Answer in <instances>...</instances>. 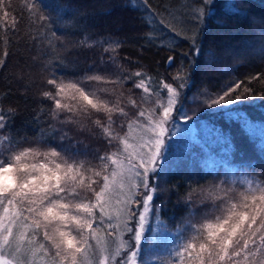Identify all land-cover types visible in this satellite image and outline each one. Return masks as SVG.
<instances>
[{
	"label": "snow or ice",
	"instance_id": "1",
	"mask_svg": "<svg viewBox=\"0 0 264 264\" xmlns=\"http://www.w3.org/2000/svg\"><path fill=\"white\" fill-rule=\"evenodd\" d=\"M136 3L137 0H132V6ZM26 7L29 14L41 9L36 18L51 22V17L43 14L40 0H31ZM141 9L158 29L148 34L150 42L163 47L161 37L166 31L169 48L174 50L179 39L187 41L191 49L190 54L185 53L189 57L187 69L175 77L179 80L178 86L161 78L160 85L167 91L166 102L151 112L146 125L141 124L145 117L143 110L134 114L135 120L128 121L126 105L114 104L85 87V80L109 82L114 73L91 74L68 81H58L53 76L47 83L56 92H44L46 98L55 100L53 115L62 124L74 123L77 113L86 114L84 108L74 112L56 99L66 89L72 90L74 101L82 100L96 112L107 113V119H98L96 124L109 149L114 150L89 154L72 144L66 129L59 136V144L18 140L8 134L7 117L0 114V264H36L32 258L36 248L46 258L44 264H176L177 259L181 264L189 261L264 264V180L255 183L253 188L254 181L250 178L242 181L250 186L249 190L234 191L227 179L215 185L223 196L211 212L192 225L194 235L174 249L175 258L171 254L164 260L158 255H149L157 240L168 233V225L162 218L164 203L157 204L156 200L162 192L161 184L166 183L172 151L180 142V133L189 131L187 126L193 122L194 112L186 110L184 93L191 88L201 57L206 56V62L214 59L212 51H202V37L215 13L216 0H185L181 8L165 10L168 19L163 18L165 12L155 9L150 0H143ZM8 15L5 11L4 16ZM52 34L57 35L55 31ZM7 55L5 52L4 56ZM174 59V55H169L167 64L171 66ZM4 64L5 60L0 59V68ZM184 64L182 59L181 69ZM135 76L140 79L133 81L134 87L148 92L142 73L136 72ZM260 78L250 77L249 82ZM242 85L243 81L237 80L214 97L209 96L207 107L248 127L246 114L234 106L250 97L264 100V92L257 93ZM192 100L196 101L195 95ZM129 103L137 107L134 100ZM64 110L71 114L62 115ZM125 123L128 132L121 136ZM134 125L145 129L144 134L130 136ZM210 132L220 142L228 143L222 132L215 129ZM37 156H42L44 162H29ZM114 203L117 206L115 224L111 214ZM105 230L109 237L127 233L129 238L113 250V241L101 235Z\"/></svg>",
	"mask_w": 264,
	"mask_h": 264
},
{
	"label": "trees",
	"instance_id": "2",
	"mask_svg": "<svg viewBox=\"0 0 264 264\" xmlns=\"http://www.w3.org/2000/svg\"><path fill=\"white\" fill-rule=\"evenodd\" d=\"M30 2L0 0V59L5 60L0 68V114L7 117L8 134L15 139L59 144V136L66 129L72 144L89 154L114 150L109 149L96 124L98 119L106 120L107 113L96 112L82 100L74 101L60 93L56 99L62 104L69 105L74 112L82 107L86 114L77 113L70 125L54 118L55 100L44 96L46 91L56 92L48 79L55 76L58 81H68L114 73L109 82L85 80V87L114 104L126 105L128 121L135 120L134 114L143 110L141 124L145 125L151 112L166 102L167 91L160 85L161 78L178 86L175 77L183 75L188 67L189 57L185 53L190 54L191 49L187 41L177 39L178 46L173 50L168 46L166 31L161 37L163 47L148 40V34L158 29L144 15L143 0H137L135 6L132 0H40L43 14L51 17L50 23L36 18L41 9L29 14L26 5ZM150 3L165 12L181 8L185 0ZM5 11L9 13L7 17ZM163 18H169L166 12ZM202 43V51H212L214 59L206 62L208 58L201 57L191 88L184 93L186 110L194 112L193 122L187 126L189 131L180 133L166 183L161 184L162 192L156 200L157 204L164 203L162 218L179 245L194 235L192 225L211 212L223 196L221 190L211 188L220 180L227 179L229 187L237 192L249 190L250 186L242 183L244 179H252L253 188L264 180V100L250 97L234 106L246 114L248 127L207 107L209 96L214 97L237 80L243 81L242 87L264 92V0H216L215 13L208 20ZM169 55L175 56L171 66L167 64ZM136 72L142 73L148 92L134 87L133 81L140 79ZM253 76L261 78L249 82ZM61 114L71 113L64 110ZM211 129L222 132L228 143L220 142ZM125 132L127 123L120 135ZM35 160L43 157L37 156ZM239 174L240 179L236 177Z\"/></svg>",
	"mask_w": 264,
	"mask_h": 264
},
{
	"label": "rangeland",
	"instance_id": "3",
	"mask_svg": "<svg viewBox=\"0 0 264 264\" xmlns=\"http://www.w3.org/2000/svg\"><path fill=\"white\" fill-rule=\"evenodd\" d=\"M63 94L64 95H69V96L72 97V90L66 89L65 92H63ZM76 95L78 97V94H76ZM97 95H99V94H97ZM60 96H61V94H60ZM101 97L109 100L105 96H101ZM144 132H145V129L136 128L135 125H134V129H133V131L131 133H129V135L132 136V137H137V136H140V135L144 134ZM184 132H186V131H184ZM133 142H134V140H133ZM29 162L31 163V162H44V161L43 160H35V161L30 160ZM236 177H238L240 179V177H242V175L239 174V175H236ZM211 188L216 189V187H211ZM116 207L117 206L114 203V207H113L112 213H111L114 224L116 223V211H115ZM101 235H102V237L104 239L109 240V241H113V250L115 249L116 246L120 245L123 240H127L129 238V234H127V233H124L122 237H121L120 233H116L115 237H109V236L106 235V230L103 231L101 233ZM178 246H179V243H177V241L174 239L173 234L168 231V233L165 236H163L162 238L158 239L156 244H154L152 246V248H151V250L149 252V255H158L162 260H164V259H168L170 254H171V256L173 258H175L174 249H176ZM181 251H183V249H181ZM32 258L35 259L36 264H44L45 259H46L43 256V254H42V252H41V250L39 248L35 249ZM185 260H186V256H185ZM176 264H181L179 259L176 260Z\"/></svg>",
	"mask_w": 264,
	"mask_h": 264
}]
</instances>
